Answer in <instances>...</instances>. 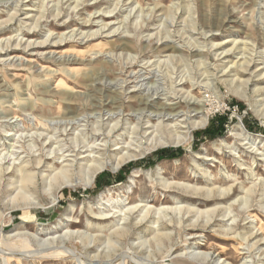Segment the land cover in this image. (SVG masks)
I'll return each instance as SVG.
<instances>
[{
	"label": "rangeland",
	"instance_id": "obj_1",
	"mask_svg": "<svg viewBox=\"0 0 264 264\" xmlns=\"http://www.w3.org/2000/svg\"><path fill=\"white\" fill-rule=\"evenodd\" d=\"M156 2L159 6L153 9ZM164 7L165 14L159 10ZM109 10L115 14L111 19H95ZM15 14L0 23V43L60 36L66 41L59 48L0 55V162H14L0 177V264H264V244L258 242L264 236V0H0V22ZM89 17H94L93 24L84 25ZM108 22L114 23L115 33L80 36ZM166 40L179 50L163 49ZM226 40L227 45L212 47ZM230 47L229 55L220 54ZM244 59H253L252 70L259 76L233 72ZM181 93L199 102L202 113L186 117L187 99L170 100ZM148 95L154 104L143 109L137 97ZM164 101L178 103L179 121H170L178 126L172 128L173 135L161 125L160 133L148 135L153 127L144 136L123 135L131 147L146 153L114 170V157L100 150L95 155L103 167L97 165L91 185H85L88 175H81L75 165L65 178L74 186L59 192L66 184L60 185L55 196L50 194L54 189L48 192L38 182L24 193L27 199H10L16 168L31 161V146L38 149L45 134L57 142L49 147L51 153L59 144L109 143L112 138L94 136L98 125L113 124L117 112L133 115L123 128L135 126V115L142 112L153 118L146 124L147 118L140 120L143 126H157L160 119L154 115ZM205 114L206 125L195 126L190 135L186 127ZM222 116L227 119L222 134L205 137L204 131L216 129ZM238 124L248 132V144H243ZM122 167L124 178L114 181ZM43 170L46 175L50 169ZM162 177L204 189L233 185L232 195L221 201L229 207L227 216H221V207L205 227L188 226L185 217L184 223L160 231L133 229L128 238H118L106 227L109 221L94 217L102 202L108 210L126 197L153 207L180 206L167 197L162 200L167 196ZM173 194L182 201H199L201 207L212 204L182 191ZM71 231L76 232L71 236Z\"/></svg>",
	"mask_w": 264,
	"mask_h": 264
},
{
	"label": "bare ground",
	"instance_id": "obj_2",
	"mask_svg": "<svg viewBox=\"0 0 264 264\" xmlns=\"http://www.w3.org/2000/svg\"><path fill=\"white\" fill-rule=\"evenodd\" d=\"M158 6H159L158 2L154 3L153 9H155ZM159 10L163 14L166 13L165 7L161 8ZM112 13H113V10L102 12L101 14H98L95 17V19L99 18L102 21L105 19H109V18L111 19L112 17L115 16V14L113 15ZM25 14H26V16L24 19H29L30 16H28V13H25ZM14 16H16V14L13 15L8 20H5L4 22H0V23L2 24L5 22H8V21H11ZM55 16H58V14H56ZM38 19H40V18H38ZM92 20H94V17L92 19L89 17L87 20H84V23H85L84 25H87V23H90L88 25H92L93 24ZM113 24L114 23H111V22L101 23L99 25L100 27L98 30H96L92 33H90V32H86L85 34L82 33V34H80V36H83L85 38L87 36H89V37L90 36L91 37L92 36H99L104 31H108V30H110L109 33H115L116 29L113 28V26H112ZM105 28H106V30H105ZM30 29L31 28L29 27V30ZM81 39H82V37H81ZM64 41H66V40L62 36L59 37V40H56V38H53V37L52 38L47 37L46 39H43V40L38 41V42L27 41V40H25L23 42L22 38H20V39L15 38V40H12V41L10 39H8L7 41L0 43V55H2V54L5 55L11 51H18V50L25 51L26 49L36 50V49H40V48L41 49L59 48L61 45H63L62 43ZM235 41H236V39H233L231 42L234 43ZM224 43L225 44L228 43V40H226L225 42H222V43L213 44L212 47H214V45H215V47L218 48V47H221V45H223ZM163 44H164L163 49H169V50H172V52H174L175 50H179L178 45L176 46V44L172 43L171 41L168 44V41L166 40L165 42H163ZM22 46H24V48H22ZM235 48H237V47H235ZM231 49H232V47H230L228 49H224L220 52V54L229 55L228 52ZM195 52L197 54H199V52H201V51L199 49H196ZM254 63L255 62L253 61V59H244L236 67V69L233 70V72H235L236 74L248 73V75H250V77H255V76L257 77V76H259V73H256L255 69L252 70V68L255 66ZM248 81L249 80H245L244 83H248ZM258 89H259V87L255 88L256 91H258ZM180 97H182V98L185 97V100L187 99L185 101V107L187 109H184V115L186 117L191 119V118L196 117L198 114L202 113L200 111L201 104H199V102H196L195 100L192 101L191 98H188V95L184 96V93H181L180 95H177V96L175 94V96H172L170 98V100L173 101V100H176L177 98H180ZM137 98H138V104L140 106H143V109L151 107L154 104L153 100H152V95H148L146 97L140 96ZM115 99H116L115 97H112L110 102L114 103ZM177 104H178L177 102L166 103V101H164L162 104H160V106L158 107V109L160 111L154 115L155 117H157V119H160V122H159L160 124L157 126H154V125H151V126H145L144 125L143 126L141 124L140 120L147 118V121L144 122V124H146V123L151 122L153 120V118H151V115H149V114H148L149 116L145 117V114L140 112V113H137V116L135 115V119H137V124L135 126H128V127L126 126L123 128V124L128 123V122H126V120L131 119L130 116H133V115L126 114V116H125L123 114L116 112L115 113L116 116L114 117L115 121L113 124L110 125V123H108V122L106 125L103 124L104 129L102 130V132H100V131L103 128V125L102 126L98 125L97 128L94 130V131H97V133H94V136H98V137L103 136L108 141L110 138H112V141L110 140L112 143L109 141V143H106V142L99 143V144L93 143L91 146H88V145L79 146V144L75 142L76 144L73 143L74 146H70L67 148H64L62 146V144L61 145L59 144L57 149L52 152L53 153V155H52V153L50 152L51 149H49V147L51 148V145L53 143L57 144V142H54V140H52L51 137H49L47 134H45V136H43L42 139L39 140V137H41V135H39L38 140L40 141V144H39L40 147L38 149L37 148L34 149L35 147L31 146V161H25L22 166H20L19 168H16V172L17 173L19 172V174L16 173L18 175V178H14L11 181V183L9 184L10 186H13V195L12 194L10 195V197H11L10 199L12 200V202L15 201L17 199V197H21L23 200L27 199V196L24 193L27 192L30 188H31V190H33V188L36 187V184H38V182H40L43 186V189L44 188L47 189L48 192H49V190L54 189L53 191H51L50 194L55 196V192L59 189L60 185L66 184L65 187L61 186L59 192L64 191L67 185L74 186V184L69 179H65V178L68 177L69 171L75 165L77 166L78 172L81 175H83V176L88 175V178L85 181V185H87V186L91 185L92 181L97 176L96 174L99 173L97 170L98 169L97 165L99 164L100 160L98 159L99 156H96L95 153H98L100 150H106V151L110 152L111 155L114 157L113 158L114 162L112 163L114 170L119 169L126 162H128L132 159H135L138 155H142V154L146 153L145 150L144 151H142V149L137 150L136 148H138L139 146H136L134 148L131 147L133 144L132 143L128 144L127 142H125L123 139V135L131 132V134H134V135H136L138 133H142V135L144 136L148 132V130L150 128H153V127H154V130L151 131L148 135L152 134L154 131H158V133H160L161 132L160 125L162 126V128H166L168 133L173 135L174 132H173L172 128L178 127V126H176L177 124H174V123H172L173 125L171 126L170 121H173V120L175 121V119L178 120V117L181 116L179 114V111L176 110ZM207 120H208V115L205 114L204 117L201 118L199 121H192L191 125L189 124V126L186 127L188 130L187 132L190 133V135H191L194 128L205 126ZM123 121H125V122L121 123ZM165 121H167L168 123L164 124ZM68 126H70V125H68ZM238 126L240 127V129L243 132L242 134H240V135H242L241 140L243 142H245V140H250V137L248 136V132L245 131L243 129V127H241L240 124H238ZM139 128L142 129V131L139 130ZM121 129L123 132L118 134L119 130H121ZM68 131H69V129H68ZM105 131H106V133H105ZM66 134H68V133H66ZM231 134H233V133H230V135ZM118 137H120V138H118ZM179 142H182V139L179 140L177 143H179ZM243 144H248V142H245ZM157 145H158L157 142H155L153 144L152 148H155ZM46 148H48V149L46 150ZM248 148L250 149L251 146H248ZM252 151H253V148L250 150L251 154L253 153ZM231 155L233 157V161L235 162V164H239L238 163L239 162V160H238L239 156H237L234 153H232ZM205 160L206 161H212V158H206ZM5 163H8V166L5 167L4 166ZM11 164H14V162H12V163H9V161L3 162V163L0 162V177L2 175L5 176L6 170L10 169L9 166ZM57 164L58 165L62 164V166L58 168L56 166ZM54 166H56V167H54ZM102 167L103 166L100 165V168H102ZM14 168H15V166L13 167L12 170H14ZM43 169H50V170L47 172L46 175H44L43 172L45 170H43ZM10 173H12V171ZM131 179H133V176H130V180ZM207 180H208V178H207ZM160 184H161V189L164 191L165 194H167V196L166 195L163 196L162 200H166V197H167L168 199L175 200L176 201L175 203H179L180 206H174L173 207V206H168V205L167 206L161 205L159 207H153L152 205H148V203H145V204H139V203H135V202L130 203V202H128V200L126 199L127 197H126L125 198L126 200L125 199L118 200L117 203L114 206H111V209H108V210L105 209L106 203L102 202V204H101V205H103L102 208H99V212L96 213L94 217L99 221H109V224H107L106 227L108 228V230H110V232H113V234H116L117 237L119 236L120 238H126L129 235L131 230L139 229L141 227H144V228L149 229L151 231H154V230L160 231L162 229V227H164L166 225L170 226L171 223L175 224V223L183 222L185 217L188 220V222H187L188 226L205 227L206 225L210 224L214 214L215 213L217 214L216 211L219 210L221 207H223V206H221L222 205L221 201H224L225 199L229 198V196L232 195V193L234 192L233 185H230L227 188H224L222 190L221 189H215L214 190L212 188L204 189L201 186L199 187V186H195V185H189L188 183L183 182V181H173V180L168 181V180L164 179L163 177L160 179ZM15 191H16V193H14ZM178 191H182L183 193L188 194L191 197L190 199H201V198H203L207 201H212V204L204 205L201 207L200 206L201 203L199 201H195V202L190 201V200L182 201L178 196L173 194V192L175 193ZM155 198L156 197H154V199ZM234 200H236V199H234ZM226 207H223L224 211L222 214L220 213L223 218L225 216H227L226 212L228 211L229 207L228 208H226ZM170 213H173L174 217L170 216L169 218H167V215H169ZM181 213H183V214L180 217L176 218V216L181 214ZM192 217H194V218H192ZM200 217H204V219H201ZM199 218L201 219L200 221L198 220ZM99 227L103 229L105 227V225H100ZM258 230H259V228H258ZM222 231L228 233L229 229H223ZM75 232L76 231H71L70 232L71 236ZM137 234H139V233H137ZM158 234H160V233H158ZM162 235H166V234L163 233ZM252 235H253V232L251 231L249 237H251ZM69 237H70V235H69ZM76 238H78V237H76ZM137 238L139 239V237H137ZM258 242L261 244H264V236L259 237ZM189 249H194V248L191 247ZM192 252H194V251H192ZM195 253H197V255H198V253H200L201 255L203 254L204 258L209 256V252H195ZM204 258H203V260H204ZM212 258H214L213 253L210 256V259H212ZM216 260L219 261L221 259L217 258Z\"/></svg>",
	"mask_w": 264,
	"mask_h": 264
},
{
	"label": "trees",
	"instance_id": "obj_3",
	"mask_svg": "<svg viewBox=\"0 0 264 264\" xmlns=\"http://www.w3.org/2000/svg\"><path fill=\"white\" fill-rule=\"evenodd\" d=\"M242 106H240L241 108ZM217 127L216 129H213L212 131H210V128H207L205 131H204V136L205 137H208L210 139L214 138L215 136L217 135H220L222 134L223 132V129H224V125L226 124V117H217ZM245 127L248 129L250 128L249 125H248V122L247 121H243ZM123 169V167L121 168V170ZM124 174H125V171L122 170L119 172L118 175L114 176V181H121L123 178H124Z\"/></svg>",
	"mask_w": 264,
	"mask_h": 264
}]
</instances>
